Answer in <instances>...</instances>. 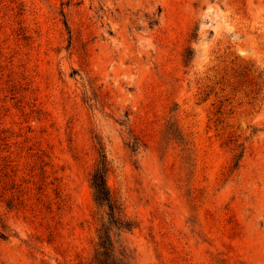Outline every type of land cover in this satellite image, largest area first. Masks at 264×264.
I'll use <instances>...</instances> for the list:
<instances>
[{"label":"rangeland","instance_id":"1","mask_svg":"<svg viewBox=\"0 0 264 264\" xmlns=\"http://www.w3.org/2000/svg\"><path fill=\"white\" fill-rule=\"evenodd\" d=\"M101 228L118 264H264V0H0V264H98Z\"/></svg>","mask_w":264,"mask_h":264},{"label":"trees","instance_id":"2","mask_svg":"<svg viewBox=\"0 0 264 264\" xmlns=\"http://www.w3.org/2000/svg\"><path fill=\"white\" fill-rule=\"evenodd\" d=\"M67 23V21H66ZM189 55L186 56V61L189 60ZM97 150H98V162L94 172L92 173V184L96 191L97 199L100 201H106L109 207V215L113 221L120 222L119 214L121 212L118 200L114 198L111 193V190L107 184L106 174L109 170V161L104 146L100 141H97ZM126 227H131L129 224H125ZM4 237V235H3ZM100 246L97 250L96 262L98 264H118L115 261H108V259H102V256L108 255V234L106 231L100 229Z\"/></svg>","mask_w":264,"mask_h":264}]
</instances>
